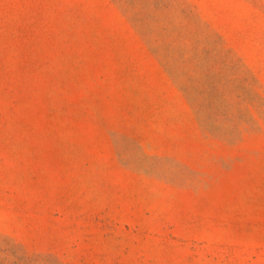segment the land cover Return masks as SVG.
Listing matches in <instances>:
<instances>
[{"label": "rangeland", "instance_id": "rangeland-1", "mask_svg": "<svg viewBox=\"0 0 264 264\" xmlns=\"http://www.w3.org/2000/svg\"><path fill=\"white\" fill-rule=\"evenodd\" d=\"M0 264H264V0H0Z\"/></svg>", "mask_w": 264, "mask_h": 264}]
</instances>
